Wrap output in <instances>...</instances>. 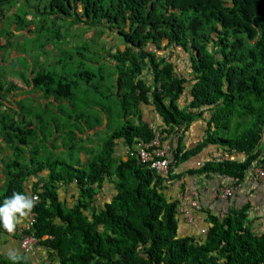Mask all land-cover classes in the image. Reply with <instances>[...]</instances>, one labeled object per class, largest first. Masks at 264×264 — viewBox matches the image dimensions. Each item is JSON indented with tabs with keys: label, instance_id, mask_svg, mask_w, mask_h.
<instances>
[{
	"label": "trees",
	"instance_id": "1",
	"mask_svg": "<svg viewBox=\"0 0 264 264\" xmlns=\"http://www.w3.org/2000/svg\"><path fill=\"white\" fill-rule=\"evenodd\" d=\"M12 1L0 0V30L9 15L4 6H12ZM41 13L51 15L54 26L63 17L70 19L69 29L98 25L109 31L102 33L107 40L111 35L112 40H120L122 45L115 51V46L104 44L103 56L115 64L119 114L125 119L101 142L98 152L76 166L50 162V157L38 160L40 148L30 151L26 164L20 156L35 133L33 123L25 115L23 127L0 121L5 124L0 138L7 147L19 138L9 151L15 158L7 165L10 170L4 171L0 205L14 192L38 193L40 201L33 207L37 221L22 234L38 238L45 260L52 264H264V230L255 227L249 203L228 204L224 215L202 205L192 207L207 213L205 227H200L206 229L203 232L187 220L177 195L187 193V176L215 174L239 183L257 164L264 167L258 149L264 137V0H46ZM26 26L33 30V24ZM13 28L16 31V25ZM63 28L56 31L59 43ZM87 39L91 43L96 37ZM181 53L187 54L183 65L178 61ZM31 72L29 78L19 73L21 84L9 78L6 96L29 85L25 90L36 94L30 98L43 94L48 99L45 104L40 100L41 107L48 108L49 99H56L58 107L75 96V85L77 89L84 79V70L76 82L56 72ZM1 100L0 105L8 103ZM105 107L109 118L113 107ZM146 108L158 115V125L144 118ZM131 116L137 124L131 123ZM197 121L205 123L203 136L188 147L184 135ZM155 138L176 168L202 152L206 159L186 171L171 168L165 174L142 162L134 151L129 153L138 141ZM62 143L67 149L76 145L64 138ZM120 145L124 154H118ZM51 148L58 150L54 144ZM177 181L181 184L175 192ZM15 230L20 234L18 224ZM29 258L24 253L2 264H32Z\"/></svg>",
	"mask_w": 264,
	"mask_h": 264
},
{
	"label": "rangeland",
	"instance_id": "2",
	"mask_svg": "<svg viewBox=\"0 0 264 264\" xmlns=\"http://www.w3.org/2000/svg\"><path fill=\"white\" fill-rule=\"evenodd\" d=\"M45 1L14 0L11 2L12 6L9 4L4 6L9 15L6 16L0 30V39L3 38L1 41L3 46L0 48V83L3 89L0 99L4 101L9 99V102L0 105V121L5 119L7 124L11 125L16 122V126L23 127L26 121H23L25 115L27 121L33 123L35 133L30 138V143L25 147L22 146L26 153L20 156V160L26 164L29 163L28 154L30 151L40 148L38 160L50 157V162L59 160L70 165H81L86 157L92 156L93 152H98L101 142L109 136L113 129L125 124V119L119 114L120 104L119 98L116 96L115 64L103 56L104 44L106 47L115 46L113 51L122 44L118 38L112 40L113 35L107 40V37L102 33L106 32L107 34L109 31L106 29L104 31V28L98 25L95 27L74 26L69 29L66 24H70V19L64 20L63 17H60L57 26H54L51 15L41 13ZM38 5H40L39 10L37 9ZM47 18L48 23H45ZM27 24L30 26L33 24L32 31L29 32L30 27H27ZM14 25H16L17 32L13 30ZM61 25L64 28L59 30L62 41L59 43L56 31ZM90 35L96 37L95 41L91 39V43L90 39H87V36ZM54 52H58L59 56L58 54L53 55ZM186 57V53H181L178 61L183 65ZM31 70L56 72L75 82L79 80L78 77L84 70V79L78 81L77 89L75 85V96L69 101H62L58 107L54 101L56 99H49L48 108L41 107L40 100L43 99L45 104L47 99L43 94L38 99L30 98V96H36L34 92L22 97V88H18V93L15 89L16 96L8 94L6 96L7 85L10 83L9 78H13L17 84H21L20 74L23 73L25 78H29ZM85 71L89 72V75ZM51 100L54 102L51 103ZM109 105L113 107V111L112 116L107 118L102 106ZM57 108H61L64 112H59ZM144 118L152 124L159 122L152 108H146ZM130 121L137 124V118L134 116H131ZM4 126L5 124H0V131H3ZM54 128V133L50 134ZM95 130L98 131L93 133ZM8 131L13 132L12 129H7L6 132ZM58 131H60L59 134H57ZM60 137H63L65 142L71 140L73 145H76L73 149H67L65 144H61ZM18 139V137L13 138V142L16 143L8 145L10 150L6 146L7 153H3L5 148L1 149L0 171L10 170L7 165L15 157L9 151L15 148ZM188 139L189 137L186 138V140ZM49 141L53 142L57 151L51 148V145L48 144ZM11 170L18 171L17 168H11Z\"/></svg>",
	"mask_w": 264,
	"mask_h": 264
},
{
	"label": "crops",
	"instance_id": "3",
	"mask_svg": "<svg viewBox=\"0 0 264 264\" xmlns=\"http://www.w3.org/2000/svg\"><path fill=\"white\" fill-rule=\"evenodd\" d=\"M30 92V91H29ZM14 96V95H13ZM9 101V99H6ZM157 118L159 119L158 115ZM161 122L159 119L158 123H155L158 125ZM152 124V123H151ZM153 124V125H155ZM192 126H195L194 128ZM191 128L187 131V133L184 135L185 144L190 147L192 145L197 144L201 141V136H203V131L205 129V125L203 121H197L195 122ZM198 128V129H197ZM189 137L188 140L186 138ZM63 140V137L61 138V141ZM177 142L175 141L174 144ZM49 145L52 146L53 142L49 141ZM63 144V143H61ZM6 142L4 139L0 138V151L2 148L6 147ZM59 148L61 146H58ZM261 151V156L264 157V137L262 139V142L259 145L258 148ZM55 150V148H54ZM7 153V149L5 152ZM125 149L122 145L118 146V154H124ZM203 153V152H202ZM199 154L195 157H192L188 161L181 162L179 166L175 170L177 173H180L182 171L188 170V167L190 166H196L198 163L205 161L206 155ZM240 157V158H239ZM236 158H243L242 156H239ZM259 165L254 169H251L247 172L246 177L241 180V182L236 183L234 179H231L230 177L221 176V175H215L212 174L210 176H187L184 179V182L187 183L188 190H198L199 196L198 201L201 203V205L205 209H209L212 212H221L225 211V208L228 204L242 206L246 203L250 204V211H251V217L256 218L255 220V227L257 229L264 230V179L260 178L257 174V168ZM6 177V174L2 171H0V188L4 184V178ZM181 184V181H177V184L173 187V190L177 192L179 190V185ZM233 187L234 194L231 197H228L226 199L219 196L218 192H220L225 187ZM71 189V188H69ZM63 195L70 196L71 193H64L63 189L61 190ZM180 193V192H179ZM179 193L177 195H179ZM194 219L197 224L193 225L192 227L196 229H200L202 225L205 227V219L207 217L206 212L202 211H193ZM27 221V216L22 218L20 223H18L20 227V234L14 229L12 233L7 232L2 225H0V264L13 259V256H21L24 253L27 254L30 258V262L32 264H41L45 262V264H52L50 260H45L46 257L43 254L42 251H40V247L38 245L35 246L34 251L32 253L26 252L22 247V239L24 237V234H22V226L23 222ZM200 224V225H199ZM44 255V256H43Z\"/></svg>",
	"mask_w": 264,
	"mask_h": 264
},
{
	"label": "built area",
	"instance_id": "4",
	"mask_svg": "<svg viewBox=\"0 0 264 264\" xmlns=\"http://www.w3.org/2000/svg\"><path fill=\"white\" fill-rule=\"evenodd\" d=\"M159 134H157L158 136ZM153 147H156L155 149H152ZM134 153L139 157V159L144 163H149L150 166L160 172H164L165 174L169 173L171 168L175 169V166H173L172 158H170L168 155L166 156V149L160 147V140L159 138H155L154 140L150 142H142L138 141L135 145L134 149H131L129 152ZM128 152V150H127ZM153 154L156 155V158L153 157ZM200 164V163H198ZM257 174L260 178L264 179V167L259 166L257 168ZM234 193L233 187H225L220 192H218L219 196L226 199L230 196H232ZM199 192L198 190H188L187 193H179L178 198L181 201V211L185 214L187 220L192 224H197L194 219L192 207L199 209L201 206V203L198 201ZM35 198L36 203L40 201V196L38 193L33 194L32 196ZM222 215L225 214V212L221 213ZM37 221V212L33 208L31 212L27 215V221L24 222L22 226V231L25 232V230L30 229L33 224ZM201 231L205 232L206 229L202 228ZM38 243V238L33 234H24V237L22 239V247L26 252L32 253L34 251L35 246Z\"/></svg>",
	"mask_w": 264,
	"mask_h": 264
},
{
	"label": "clouds",
	"instance_id": "5",
	"mask_svg": "<svg viewBox=\"0 0 264 264\" xmlns=\"http://www.w3.org/2000/svg\"><path fill=\"white\" fill-rule=\"evenodd\" d=\"M35 203L36 200L32 196L14 192L11 197L6 198L3 204L0 205V225L7 232L12 233L21 219L31 212ZM12 258L15 259V256Z\"/></svg>",
	"mask_w": 264,
	"mask_h": 264
},
{
	"label": "flooded vegetation",
	"instance_id": "6",
	"mask_svg": "<svg viewBox=\"0 0 264 264\" xmlns=\"http://www.w3.org/2000/svg\"><path fill=\"white\" fill-rule=\"evenodd\" d=\"M26 87H28V89L30 88L29 85H23V87H22V90H23V95H22V97L27 96V95L29 94V90H25ZM18 92H19V89L17 90V93H18ZM17 93L12 92V95L16 96ZM15 100H17V97L15 98ZM8 102H9V101H8ZM7 104H8V103H7Z\"/></svg>",
	"mask_w": 264,
	"mask_h": 264
}]
</instances>
